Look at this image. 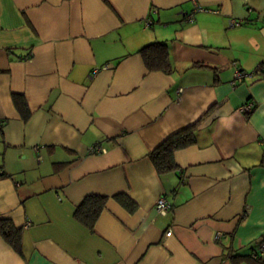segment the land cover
Here are the masks:
<instances>
[{
  "label": "crops",
  "instance_id": "crops-1",
  "mask_svg": "<svg viewBox=\"0 0 264 264\" xmlns=\"http://www.w3.org/2000/svg\"><path fill=\"white\" fill-rule=\"evenodd\" d=\"M154 41L169 72L137 52ZM262 62L264 0H0V219L21 233L19 251L0 235V264H264ZM193 124L159 175L149 153Z\"/></svg>",
  "mask_w": 264,
  "mask_h": 264
},
{
  "label": "trees",
  "instance_id": "trees-1",
  "mask_svg": "<svg viewBox=\"0 0 264 264\" xmlns=\"http://www.w3.org/2000/svg\"><path fill=\"white\" fill-rule=\"evenodd\" d=\"M137 52L141 55L148 70L169 72L173 69L169 45L166 41L151 42L141 47ZM254 72L264 74V62L258 65L255 71H253V74ZM13 101L21 118L25 121L28 120L31 112L26 105L24 97L19 94H13ZM195 126L196 124H193L170 134L162 141V143L149 153L148 157L159 175L168 173L177 167L174 160L175 151L195 143ZM261 164L264 165V157H262ZM117 198L122 205L130 210L133 209L134 204L128 199V197L123 194H118ZM106 200L107 197L104 195L93 193L86 195L75 210L74 215L76 219L88 228H92L102 212ZM0 235L10 246H12L13 249L19 251L21 241L20 229L14 226L10 219H0ZM243 256L244 255H242V257ZM239 257L240 255H233V262L237 261ZM252 258L257 261H262V257H260L258 253H253Z\"/></svg>",
  "mask_w": 264,
  "mask_h": 264
},
{
  "label": "built area",
  "instance_id": "built-area-1",
  "mask_svg": "<svg viewBox=\"0 0 264 264\" xmlns=\"http://www.w3.org/2000/svg\"><path fill=\"white\" fill-rule=\"evenodd\" d=\"M196 8L198 10H203V8L200 6H198V7L196 6ZM186 19L191 20L192 15L191 14L187 15ZM241 22H242V20L230 18V19H228V27H235V26L239 25ZM150 23H151V20L146 19V21H145L146 26L149 25ZM243 77H244V73L242 71H236L234 73V79L235 80L240 81ZM252 107H253V103L248 102V103L244 104L240 109L245 113H249L251 111ZM261 143H262V146H264V141H262ZM92 150H94V151L99 150L100 151V148L94 147V148H92ZM170 208H171V203L165 196L158 197V199L155 202V210L158 214L165 215L168 212V210H170ZM171 232H172V230L168 229L166 231L165 235L169 236L171 234ZM216 236L219 237L220 233H217ZM258 254L260 257H264V239H262V241H261Z\"/></svg>",
  "mask_w": 264,
  "mask_h": 264
}]
</instances>
